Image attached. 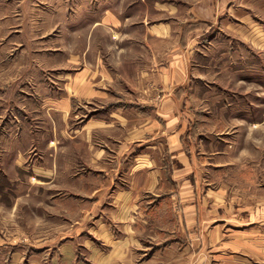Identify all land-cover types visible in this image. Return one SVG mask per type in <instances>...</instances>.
I'll use <instances>...</instances> for the list:
<instances>
[{
	"label": "crops",
	"instance_id": "crops-1",
	"mask_svg": "<svg viewBox=\"0 0 264 264\" xmlns=\"http://www.w3.org/2000/svg\"><path fill=\"white\" fill-rule=\"evenodd\" d=\"M38 1L44 3L38 13L46 12L56 26L62 22L53 36L63 69H71L63 110L72 95L98 105L82 123L79 139L86 151L75 166L71 157L58 166L53 152H46L43 165H32L44 176L37 185L62 192L61 206L74 207L78 216L67 217L59 234L0 244V264H264V196L231 193L229 152L204 147L202 136L190 140L175 86L185 73L158 60L147 66L153 78L133 90L143 97L114 92L104 86L105 76L129 79L134 71L128 53L120 56V67L108 66L98 35L105 29L120 50L129 48L130 41L121 45L116 39L124 30L116 6Z\"/></svg>",
	"mask_w": 264,
	"mask_h": 264
},
{
	"label": "rangeland",
	"instance_id": "rangeland-1",
	"mask_svg": "<svg viewBox=\"0 0 264 264\" xmlns=\"http://www.w3.org/2000/svg\"><path fill=\"white\" fill-rule=\"evenodd\" d=\"M103 2L116 6L123 24L118 44L132 40L120 50L105 29L98 32L108 66L120 67V56L134 55L132 77L105 76L104 86L138 99L143 96L133 90L153 78L148 64L166 61L172 72L183 71L185 80L174 85L190 126L186 134L191 141L210 140L201 143L211 151L229 152L231 193L264 196V0ZM38 3L0 0V244L59 234L67 217L78 216L74 207L61 206L62 192L37 185L44 176L32 165H43L46 152H53L58 166L70 157L75 166L86 151L82 125L98 105L72 95L63 110L71 69H63L53 36L62 22L50 23V15L37 12L44 6ZM28 234L35 237L26 239Z\"/></svg>",
	"mask_w": 264,
	"mask_h": 264
}]
</instances>
